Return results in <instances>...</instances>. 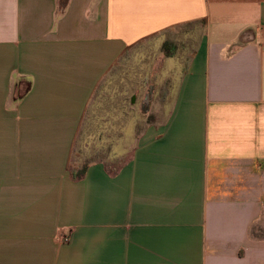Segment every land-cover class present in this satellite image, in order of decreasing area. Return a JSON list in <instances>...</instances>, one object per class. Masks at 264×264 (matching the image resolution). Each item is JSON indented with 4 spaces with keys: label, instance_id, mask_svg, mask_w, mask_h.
Wrapping results in <instances>:
<instances>
[{
    "label": "crops",
    "instance_id": "obj_1",
    "mask_svg": "<svg viewBox=\"0 0 264 264\" xmlns=\"http://www.w3.org/2000/svg\"><path fill=\"white\" fill-rule=\"evenodd\" d=\"M262 225L264 0H0V264H264Z\"/></svg>",
    "mask_w": 264,
    "mask_h": 264
},
{
    "label": "rangeland",
    "instance_id": "obj_2",
    "mask_svg": "<svg viewBox=\"0 0 264 264\" xmlns=\"http://www.w3.org/2000/svg\"><path fill=\"white\" fill-rule=\"evenodd\" d=\"M183 31H184V29H182L180 32H178V31H176V33L172 32L171 35H170V40H168V38H167L166 41L170 42L171 45H173L175 48H177V47L179 48V47L183 46L186 43L187 38H189L186 35L182 34ZM193 31H194V33L191 34V44H196L199 41L200 37H202V33H201L202 31L199 28H194ZM193 42H195V43H193ZM159 43H162V38H157V39L152 40V42L150 44H154V46H151L149 48L151 50V54H153V56H154L153 60L157 61V62L159 61V58H161V56L159 54V50H158ZM148 53H149V51H148ZM141 55H142V53L139 56H137V59L140 60ZM169 62H174V61L170 60ZM139 68H140V66L135 67L134 69H135V71H139ZM154 68L155 67H152V69H154ZM145 95L146 94L143 95L142 93H140V94L137 93L136 104H134V105L130 104L129 98L128 99L125 98L126 100L123 101V103H122L123 108H126L127 110H129V111L131 110L134 113H136V116L139 117L138 118L139 120L140 119L142 120L143 117H146L149 114L148 113L149 111H147V112L144 111L146 106H144V104L141 103V101L143 100ZM119 97L123 98L121 95H119L118 98ZM111 102L112 101L108 102V105ZM93 104H95V101H93ZM108 105H106L105 107H107ZM148 108H150V105H149ZM109 109H110V106H108V109H104V110H105L106 113H108ZM143 112H145V113H143ZM133 126H134V121H132L131 123H128V125L126 127V134H125L126 142L129 141V139L131 138V134L134 131V127ZM79 135L81 137V133ZM89 136L90 135L87 134L86 138L83 140L85 142V145H84V147H82L80 149H78V145L81 143L80 139L78 141V144H76V142H75V146L77 145V148H75V159L78 160V156L77 155H84V154L86 156H84L82 159L86 158L87 156H90V159H93L94 154L99 156V155H102L103 152H105V153H103V155H107L108 156V154H109V144H108L107 139L104 138V140L99 142L97 140V136L94 137V133L91 134L90 137ZM129 149H131V146L129 147ZM123 150H124V148L122 146H118V148H117L118 153L122 152ZM259 228H261L263 230V233H264V225H262V227H259Z\"/></svg>",
    "mask_w": 264,
    "mask_h": 264
},
{
    "label": "trees",
    "instance_id": "obj_3",
    "mask_svg": "<svg viewBox=\"0 0 264 264\" xmlns=\"http://www.w3.org/2000/svg\"><path fill=\"white\" fill-rule=\"evenodd\" d=\"M67 3H68V0H58L60 12L65 10ZM173 47L174 46L171 45L170 42H165L163 44V50L167 56L171 55L174 52L175 47L174 48ZM28 89H29V85L27 86L24 93H26L28 91ZM23 94L18 93L17 97H21V96H23ZM87 166H88V164H82L80 167H76V166L73 167V166L69 165L68 167H69L71 178L73 180L81 179L84 176V173L86 171Z\"/></svg>",
    "mask_w": 264,
    "mask_h": 264
},
{
    "label": "built area",
    "instance_id": "obj_4",
    "mask_svg": "<svg viewBox=\"0 0 264 264\" xmlns=\"http://www.w3.org/2000/svg\"><path fill=\"white\" fill-rule=\"evenodd\" d=\"M67 239H68V238H67V237H65V238H64V241H66Z\"/></svg>",
    "mask_w": 264,
    "mask_h": 264
}]
</instances>
